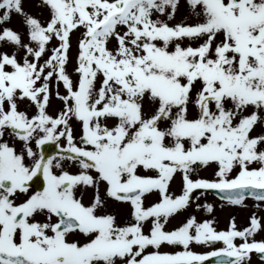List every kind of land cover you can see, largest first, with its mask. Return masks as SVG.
Returning a JSON list of instances; mask_svg holds the SVG:
<instances>
[{
	"label": "snow or ice",
	"instance_id": "obj_1",
	"mask_svg": "<svg viewBox=\"0 0 264 264\" xmlns=\"http://www.w3.org/2000/svg\"><path fill=\"white\" fill-rule=\"evenodd\" d=\"M33 6L0 0V264H264L255 213L166 227L198 190L264 205V0H183L174 24L181 0Z\"/></svg>",
	"mask_w": 264,
	"mask_h": 264
},
{
	"label": "rangeland",
	"instance_id": "obj_2",
	"mask_svg": "<svg viewBox=\"0 0 264 264\" xmlns=\"http://www.w3.org/2000/svg\"><path fill=\"white\" fill-rule=\"evenodd\" d=\"M33 5H34V0H24L25 11H27L28 13L34 16H38L40 14L39 10L35 8ZM185 16H186V13L183 7V0H181V7L179 11L177 12L175 19L173 21H170L169 23H173V24L178 23L182 19H185ZM187 22L190 23L191 20H188ZM7 26L11 27L15 31L20 32L21 34H23L24 32L22 19L19 16L13 15L10 22H8ZM79 35H80L79 32H74V34L71 37L72 48L69 52V63L67 65V68L70 74H72V70L74 67V58H75L76 51H77L76 45H77V39ZM53 43L55 42L53 41ZM185 43H187V41H185ZM73 79H75V75H73ZM60 91L63 92V89L61 88ZM24 107L25 105H21V109H23ZM61 107L62 105L60 104V102L57 101L55 98H53L48 107V113L54 116L60 110ZM72 126H73L74 134L77 133L79 129L76 123L73 122ZM256 131L259 132L260 129L257 128ZM199 176L203 178L212 179L213 178L212 169L208 168L206 170H201L199 172ZM177 182H178L179 187L177 186ZM179 189H180V181L175 180L172 184V191L178 193ZM194 200L196 201V203L201 205L199 209H197L196 203H194L191 207L187 209L186 213H181L175 216L174 218L170 219V222L167 224L166 227L171 229L174 226H177L185 219L186 215L195 216L197 221L211 219L214 222L215 229L218 231L226 230L230 221H234L237 229H242L243 227H247L249 224V218L253 213H255L258 217H260L261 222L264 223V205H262L260 208H257L255 204L246 203L244 204V206L230 208L226 205L224 206V205L215 203L217 201L212 197H205V196L201 197L200 196V197L194 198ZM84 202L88 203L87 194L85 195ZM205 204L212 206L213 210L211 213H207L204 210L203 205ZM113 207H114V210L117 212L118 222L123 220L124 219L123 216H126V213H124V211H125V208L127 207H123V206H113ZM256 239L257 240L264 239V231H261L259 234H257ZM239 242L240 241H238V243ZM163 250L173 251V249H163ZM205 250H208V249L196 247V246L193 247V251H196V252H201ZM251 264H256V260L254 258L251 259Z\"/></svg>",
	"mask_w": 264,
	"mask_h": 264
}]
</instances>
